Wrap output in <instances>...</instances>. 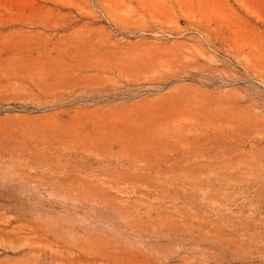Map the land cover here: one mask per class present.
Wrapping results in <instances>:
<instances>
[{
  "label": "rangeland",
  "instance_id": "obj_1",
  "mask_svg": "<svg viewBox=\"0 0 264 264\" xmlns=\"http://www.w3.org/2000/svg\"><path fill=\"white\" fill-rule=\"evenodd\" d=\"M0 264H264V0H0Z\"/></svg>",
  "mask_w": 264,
  "mask_h": 264
}]
</instances>
